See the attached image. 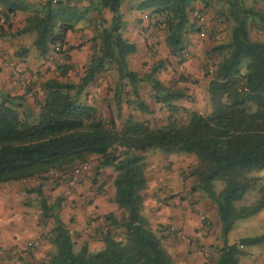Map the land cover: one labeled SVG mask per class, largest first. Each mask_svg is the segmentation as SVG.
I'll return each instance as SVG.
<instances>
[{"label":"trees","instance_id":"trees-1","mask_svg":"<svg viewBox=\"0 0 264 264\" xmlns=\"http://www.w3.org/2000/svg\"><path fill=\"white\" fill-rule=\"evenodd\" d=\"M82 1L94 11L108 10L111 22H101L78 84L56 80L44 84V100L38 104L36 117L19 109L14 98L4 96L0 102V184L45 178L48 173L71 170L96 157V175L105 168L114 171V203L124 215L107 217V228L100 236L103 247L97 252L89 251L86 245L78 247L68 229L56 220L46 238L51 248L37 264H173L159 233L162 226L155 230L143 214L147 153L194 158L190 173H182L194 178L193 193L215 205L224 238L235 222L264 209V184L249 176L264 169V43L251 39L249 30L251 24L264 26V13L248 5L249 0H142L138 5V9L150 11L156 31L162 26V42L170 55L188 53L178 64L181 66L190 59L189 37L194 33L198 36L200 31L193 12L204 13L209 24L207 10L221 4L217 13L228 25V33L207 52L217 60H207L204 66V77L210 78V110L200 113L178 105L185 93L157 79L164 61L152 65L145 74L129 70L127 58L136 52V46L121 33L123 0H46L39 7L22 0H0V5L8 15L29 13L21 32L35 33L34 46L44 57L49 52L63 53L66 33L73 31L88 10H78ZM219 31L213 27L209 34L224 32ZM150 49L156 51L152 46ZM113 67L118 73L114 88L118 111L126 98L141 112L151 113L140 96V85L149 84L150 97L168 114L164 123L153 125L150 118L139 120L131 114L123 121L104 119L96 107L82 102L81 95L95 78ZM59 69L64 76L69 67ZM188 79L180 73L181 82ZM32 118H36L35 123ZM255 190L258 199L242 205L247 192ZM263 243L264 231L241 239L239 244L229 245L224 240L216 249L215 264H239L244 246Z\"/></svg>","mask_w":264,"mask_h":264},{"label":"crops","instance_id":"crops-1","mask_svg":"<svg viewBox=\"0 0 264 264\" xmlns=\"http://www.w3.org/2000/svg\"><path fill=\"white\" fill-rule=\"evenodd\" d=\"M22 1L32 7L42 6L46 2V0ZM141 2L142 0H123L119 11L122 36L136 46V52L127 58L129 70L140 73L159 61L166 63L168 60L170 64L165 65L157 74V79L163 84L165 81L169 82L176 75L180 76V73L184 75L190 73L195 78L205 81L207 78L197 71L198 66L195 67L193 62L179 66L176 56L169 54L162 42V34H157L154 29L150 11L138 9ZM248 5L264 13V2L255 3L253 0H249ZM88 6H90L88 2L82 1L78 4V10L84 11ZM28 15V12L22 11L8 15L0 5V50L11 63L17 64L22 69L23 77L30 82L29 87H23L13 77L5 63L0 61V100L4 96L14 98L19 109H26L36 117L39 114L38 104L44 100L43 86L47 81L56 80L61 83L78 84L84 77L92 51L93 39L97 36V29L101 28V22H104V25H109L112 17L106 9L97 12L88 8L73 31L66 33L63 53L49 52L47 56L42 57L34 46L35 33L32 31L21 32L26 27ZM7 16L9 18L6 20ZM209 26L211 25L209 24ZM249 30L251 39L264 43L263 25L251 24ZM189 38L187 49H195L192 42L193 36ZM154 39H156L154 47L156 51L150 49ZM65 56L68 59H65ZM175 63L178 65V69L175 68ZM62 66L69 67L64 76L60 74L59 68ZM184 66H186L185 69ZM113 73L111 72L112 76H114ZM109 84L105 76L100 74L81 98L83 103L96 107L104 119L119 118L123 121L131 114L139 120H144L155 117V111L161 110L160 112H162L164 110L152 98H143L140 95L142 102L151 113L141 112L126 98H123L121 109L118 111L115 98H110V95L106 98L107 91L111 89ZM204 84L208 87V83ZM178 105L194 109L197 112L201 110L192 107L187 102ZM180 157L185 156H164L159 151L147 153L145 177L148 186L144 192L143 214L149 219L153 228L156 227V224L162 226L159 233L164 238L167 250L174 249L172 252H174V256H178L177 261L191 262L198 257L195 255L197 253L194 254L196 247L192 241H196L200 237L210 248V254H207L206 257L210 258L211 256L209 261H213L215 264L217 256L214 254L213 248L218 245L222 246L224 240L229 245L239 244L241 239L253 238L263 233L264 209L256 215L242 220L239 224L241 225L238 228L239 232L231 236L230 233L235 230V226L238 224V221L235 222L226 238L222 235L215 205L202 197L197 198L195 202L189 201V204L205 216L202 217L203 221H197L196 216H192L190 205H188L187 209L183 208L185 211L182 213V222L180 224L175 222L179 221V217L181 218L179 209H176L179 208L176 207L179 198H173V194L183 190L177 174V170L180 168L178 164ZM95 159L98 158L95 157ZM181 167L186 169V164H182ZM76 169L77 167L67 170L70 172L69 177L54 183H50L46 178H33L0 184V264L27 263L31 256L35 257V261L41 257L45 258L51 248L46 238L55 227L56 220L68 229L78 246L86 245L91 252L102 249L103 242L100 236L107 228L109 221H107V217L113 215L116 218H121L124 215L123 210L114 203V171L112 168H105L101 170L100 175H96L94 168ZM164 169L169 171L165 172ZM49 206L55 211L56 217L46 214L44 208ZM177 226H181V228ZM201 235H205V237L203 238ZM187 238L189 241L185 243ZM33 239H40V246L33 250H27V244ZM17 252H21L18 259L15 256ZM263 259L264 243L244 246L239 264H264ZM209 261L207 260L206 263Z\"/></svg>","mask_w":264,"mask_h":264},{"label":"rangeland","instance_id":"rangeland-1","mask_svg":"<svg viewBox=\"0 0 264 264\" xmlns=\"http://www.w3.org/2000/svg\"><path fill=\"white\" fill-rule=\"evenodd\" d=\"M220 6L221 4L218 3L215 8H212V9H209L207 10L208 12V18H209V24L211 25V27H213V21L215 20V16H218V10H220ZM201 8V7H199ZM228 27V25L224 24V26L221 28L222 31L224 30L223 33H221V38L219 41L215 42L213 39H212V34H208V37L207 39L205 40H200L198 38V36L196 35V33L192 34L191 36H193V44L195 45V49H187L189 50V54H190V59L185 63V65H187L188 63L190 62H193V65H195V67L198 66V72L204 77V66L207 62V60H211L210 62H214L217 60V58L215 56H207V52L210 50V48L215 44V43H220V42H223L226 38H227V33L226 32V28ZM99 29H97V32H98ZM221 32V31H219ZM163 33V32H162ZM161 33V34H162ZM164 35V34H163ZM190 36V37H191ZM164 37V36H163ZM190 39V38H189ZM188 39V40H189ZM98 43V41H97ZM189 43V42H188ZM191 43V41H190ZM211 58V59H210ZM164 64L167 65V64H170V62L168 60H166V63L164 61ZM147 66V65H146ZM180 66V65H179ZM172 68V67H171ZM175 68H179L178 65L175 63ZM186 68V66H184V69ZM147 69V68H145ZM150 70V68H148L147 70H143L142 72H140L139 74H145V73H148ZM111 72H114V76L111 75ZM176 73V71H174ZM186 72V71H185ZM187 76H189V79L187 82H181L179 80V75H176V77H173L168 81H165L164 84H166L167 86L171 87V88H174L176 90H181L185 93V98L183 100H181L180 102H178V104H183L185 102L189 103L192 105V107L194 106V108L196 109H201L199 112L201 113H207L209 110H210V105H209V101H208V93H207V85L204 84L205 82L208 83L209 79L210 78H207L205 81L202 80L200 78L197 79L195 78V76H193L192 74L190 73H186ZM103 76H105V78L107 79V83H111L109 84L111 86V89H109L106 93V98L109 96L110 98H114V92H112V90H114L115 88V85H116V82L118 80V73L116 72V69L113 67L112 69L106 71L105 73L102 74ZM202 80V82H201ZM193 82H196V83H193ZM204 82V83H203ZM126 90L130 91L129 88H127ZM84 94V93H83ZM83 94L81 95V98H83ZM150 94H151V87L149 84H141L140 85V95L143 97V98H151L150 97ZM2 100H0L1 102ZM190 110H194V109H190ZM161 111V110H160ZM158 112V111H155L156 112V116L155 117H150V120L152 121L153 125H160L162 123H164L168 117V114L166 113V111L162 110V112ZM196 111V110H195ZM180 116V115H179ZM181 116L183 117V119H187V115L185 113H182ZM32 123H35L36 122V118H32L30 120ZM121 121H119L118 123H120ZM185 156V155H184ZM181 158V157H180ZM186 158V159H184ZM182 159V160H181ZM179 159V166L180 168L177 170V174H178V177H179V181L181 182L182 186H183V190H180L179 192H177V194H173L174 197L173 198H179L177 202L178 205H176V207H179V208H176V209H179V212H180V216L181 218L179 217V221H175V222H179V224L182 222L183 220V208H188L190 205V212H192V216H196L197 218V221L199 220L200 222L203 221L202 217L204 215H202V213H199L197 210H195L194 206L189 204V201H193L195 202V200L199 197H201V195L199 193H193L192 192V187L193 185H195V182H194V178L192 177H186L188 175V173H190L192 167L190 166H194L195 164V160L193 157H183ZM88 160H95V157H91L89 158ZM183 161V162H181ZM182 164H186V169L185 167H181ZM188 165V166H187ZM147 167V166H146ZM146 170V168H145ZM165 172H168L169 170L167 169H164ZM186 172V174H183V173ZM188 172V173H187ZM146 174V172H145ZM154 174H156V172H154ZM251 178H254V179H259L260 182L262 184H264V169L263 170H254L250 173L249 175ZM150 180H151V175H150ZM148 186V184H147ZM147 189V188H146ZM146 191V190H145ZM172 197V196H171ZM259 197V193L258 191H249L247 192V194L245 195L243 201H242V205H250L251 203H253L255 200H257ZM144 198H145V195H144ZM204 199V198H203ZM194 204V203H192ZM159 205V204H158ZM47 215H51V217H56L55 216V211L53 210L52 207H48V211L46 212ZM205 217V216H204ZM242 220H239L237 223V225L235 226V230H233L230 234L231 236L234 235L235 233H238L239 232V227L241 225ZM182 225V224H181ZM156 227L154 228L155 230L158 229V225L156 224L155 225ZM195 226V223L193 225V227ZM179 228H181V226H177ZM180 232V231H179ZM181 233V232H180ZM203 238L205 237V235H201ZM176 242H178L177 239H175ZM189 241V239L187 238V240H185V243H187ZM195 243V247L196 249L194 250V254L196 256V259L194 258L191 262H187V261H184V260H178V256H174V252H172L174 249H170L169 251L167 250L166 248V243H164V246H165V250L167 251V253L174 259H172L173 264H213V261H209L210 258L209 257H206L207 254H210V248L208 247V245H206L199 237V239H197L196 241H192ZM78 246V245H77ZM221 245H218L216 247H214V254L217 256L218 258V254L216 252V249L218 247H220ZM80 247V246H78ZM172 248V247H171ZM47 255V254H46ZM46 257V256H45ZM176 258V260H175ZM181 258V257H179ZM44 258H40L39 260H36L35 261V257L31 256L30 257V261L29 262H23V264H37L39 261L43 260ZM207 260L209 261L208 263ZM213 260V259H212Z\"/></svg>","mask_w":264,"mask_h":264},{"label":"built area","instance_id":"built-area-1","mask_svg":"<svg viewBox=\"0 0 264 264\" xmlns=\"http://www.w3.org/2000/svg\"><path fill=\"white\" fill-rule=\"evenodd\" d=\"M192 17L194 19H196L198 21V24L200 26V31L198 33V37L200 40H205L208 37V34L211 30V28L215 27L217 31L221 30V28L224 26V20L223 18L219 17V16H215V20L213 21V27L210 28L209 24L206 22L205 20V14L200 12V11H194L192 14ZM162 32V26L159 25L157 26V33H161ZM212 39L214 41H218L220 38V34L218 33H212ZM156 45V39H154L151 43V46L154 48ZM188 53L184 52V53H180L176 56V61L178 63L182 62V59L187 57ZM0 61H3L5 63V65L10 69L13 77H15L19 83L27 88L30 86V82L25 79L23 77V72L22 69L14 63H11L10 60L7 58L6 55H4V53L0 50ZM210 72H212V68L210 69ZM97 165V159L93 160H86L82 163H80L77 166L76 170H88L91 168H94ZM70 175V172L68 171H55V172H51L48 173L45 176V178L47 179V181H49L50 183H54L57 180H63L68 178ZM41 244L40 239H33L31 240L28 244H27V250H33L35 248H38ZM21 252H17V255H15L18 259V256H20ZM264 262V259H263Z\"/></svg>","mask_w":264,"mask_h":264}]
</instances>
